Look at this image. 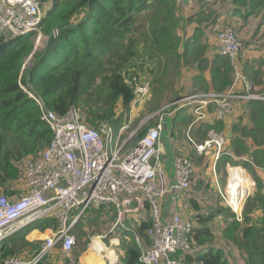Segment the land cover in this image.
Wrapping results in <instances>:
<instances>
[{
    "label": "trees",
    "instance_id": "obj_1",
    "mask_svg": "<svg viewBox=\"0 0 264 264\" xmlns=\"http://www.w3.org/2000/svg\"><path fill=\"white\" fill-rule=\"evenodd\" d=\"M189 2L193 6L185 10ZM41 3L44 8L41 31L48 38L44 46L35 47L34 34L0 33V195L14 196L23 190V162L39 156L52 138L51 128L42 119L41 108L29 92L57 114L76 107L93 127L104 122L124 125L138 98L136 86L145 81L142 72L148 70L150 76L155 72H162L161 77L172 72L175 75L176 81L171 83L161 77L155 79L153 90L161 99L186 95L190 76L191 89L195 91L201 88L207 93L228 92L233 87L237 65L221 54L219 40L220 53L207 59L210 50L204 43L207 30L216 27L224 15L232 22L238 16L257 15L264 23V0H41ZM144 18L148 27H143ZM233 29L246 45L247 40H241L237 34L239 27ZM241 57L242 53L237 61L241 62ZM162 62L166 63L165 69L159 66ZM197 70L201 74L195 75ZM242 70L253 85L263 79L261 69L249 64V60L242 62ZM245 105L249 107L251 121L243 126L241 121L235 122L230 127V136L227 118L213 120L214 109H208L211 115L206 119L209 125L204 134L211 129L226 133L220 160H231L228 172L238 168L233 165L252 171L257 192L239 216L227 204L223 206L221 196L217 199L211 195L215 187L206 183L209 189L206 202L203 204L195 197L191 201L196 209L191 219L194 245L184 254L186 264H264V178L255 172V168L264 170V99L243 100L239 107ZM165 121L164 130L170 131ZM145 133L146 130L140 129L138 138ZM92 211L94 220L100 210L87 211L82 218ZM82 218L72 232L77 243L85 241L82 249L85 250L89 236ZM106 219L113 222L109 214ZM152 224L149 213L136 227L146 248L152 243L149 234ZM121 231L124 236L120 239L119 264H145L140 259L142 247L136 233ZM27 233L14 235L2 243L0 264L9 257L21 256L30 244ZM41 243L29 257L37 253ZM50 254L39 264H55Z\"/></svg>",
    "mask_w": 264,
    "mask_h": 264
},
{
    "label": "built area",
    "instance_id": "obj_2",
    "mask_svg": "<svg viewBox=\"0 0 264 264\" xmlns=\"http://www.w3.org/2000/svg\"><path fill=\"white\" fill-rule=\"evenodd\" d=\"M44 8L41 0H0V33L9 32L14 36L34 34L35 47H39L42 38L41 24ZM220 52L236 63L242 49L232 27L217 31ZM26 59L28 64L29 59ZM236 69L237 79L243 82L246 92L233 94V87L226 93H207L198 91L179 98L176 103L182 107L196 105L199 119L209 117L208 106L216 109L213 120H225L240 107L234 99H263L252 92L249 80ZM150 86L137 84L135 103L142 101L149 93ZM35 98L42 111V119L49 125L52 138L37 157L27 158L23 162L24 188L14 196L0 195V244L7 241L22 229L43 218L58 221L53 237H47L40 249L31 257L12 256L3 264H39L55 247L61 246L66 264H80L73 257L77 238L72 232L74 225L91 208H116V221L113 228L127 227L129 213L148 205L153 224L149 230L151 246L142 245L141 261L145 264H186L184 254L194 245L191 233L193 222L179 213L165 217L162 201L173 193L177 200L192 187L195 163L187 156L179 155L173 160L174 182L169 181L168 170L162 157L160 145L166 121L150 127L135 142L138 129L121 137L129 124L122 125L120 136L110 153L114 126L100 123L99 127L89 124L87 116L76 107H70L65 113L45 107L43 101ZM171 103L169 104V107ZM204 109V111H203ZM201 110V111H200ZM153 116V115H152ZM203 143L196 144L198 152L203 153L212 147L217 148L220 156L226 144L225 137L212 131ZM125 195V197H122ZM139 208L134 209L132 203ZM80 211L69 219L72 210ZM181 251L178 258L170 255Z\"/></svg>",
    "mask_w": 264,
    "mask_h": 264
},
{
    "label": "rangeland",
    "instance_id": "obj_3",
    "mask_svg": "<svg viewBox=\"0 0 264 264\" xmlns=\"http://www.w3.org/2000/svg\"><path fill=\"white\" fill-rule=\"evenodd\" d=\"M192 6L193 5L191 4V2H189L188 4L185 5V8H186L185 10H187V8H189V7L192 8ZM261 18L262 17H257V15L250 17V18H243V17L238 16L233 20V22H232V19H230L231 22L228 19H223L221 22L218 23L220 26L217 24L216 27H212V28H209L207 30L208 36H206L204 43L207 42V45L212 47L211 39H213V44L215 46V44L217 43V40H216L217 31L224 28V27L234 28L235 26H238L239 29L237 31V34H238L240 39L241 38L246 39V37L244 35V33L246 31H248L250 34H253L255 32L253 34L255 36L257 34V32L259 31V29H261L259 31V34L256 37V39L251 38L252 37L251 36L249 38L250 41L247 42L246 45L242 43V49H241L240 54L242 53V55H244L243 56V58H244L243 62L246 60H249V64H254L256 60L262 61V60H264V25L262 24L263 22L260 23ZM143 22L146 23V25L143 24V27L144 26L148 27L149 22L146 21V18L143 19ZM260 24H261V27L259 26ZM217 28H220V29H217ZM180 32H183V31H180ZM42 35H43V33H42ZM47 39H48L47 36L43 35L42 38L40 39L39 46H44L45 43L47 42ZM33 40L35 43H37L35 37H33ZM238 63L240 64L241 68L238 65ZM236 65L238 67L237 71H239L243 74L244 70H242V61L241 62L236 61ZM159 66L162 69H165L167 67L165 62L160 63ZM149 73H150L149 70H148V73L142 72L143 80H145L143 84L150 86L149 93L147 96H145V98L142 101H140L139 103H135L136 107L131 110V112L129 114L130 117L128 120H126L128 122L124 123V125L129 124L130 127L127 131H124L121 134V137H126L130 131L136 130V129H138V131L140 129L142 131L143 130L147 131L150 127H154V126L158 125L163 118H165L169 115H170V117H174L178 110H182L181 114H184L183 112H185V111L188 115L192 114L191 115L192 119H190L189 122L181 121L176 126L177 127L176 129L179 132L177 135L178 140H176L175 142H176V144H179L178 146H182L181 149H178V151L176 153L178 155H176V156H179V154L183 155L185 153H188V151H189V153H190L189 155L194 160L193 162L198 161V160H195V157H202V159H199V163L197 164L198 166L199 165L202 166L206 160V164L209 163V165H210L209 166L210 168L207 167V168H209V173H206L203 175L199 174L198 176L200 178H203L205 175L206 182L209 183L211 185V187H215V192L214 191L210 192V194L213 195L217 199H218V196H221L220 198L224 199L223 206H226V204H227L233 211H235L237 214H239V216H241V214L244 212L245 208L247 207L248 203L250 202V200H252L253 196L257 192V186L255 183L252 171L244 168L241 165H233V166H237L238 168L244 169V171L246 172L247 177L249 179V182L253 187L251 193L245 199L243 210L241 212H238L235 208L236 206L234 205V203L232 202V199H231V197H232L231 176L234 173V171L237 170L238 168H236L232 172H231V170H232L231 169L228 172L227 171L228 165L229 164L232 165L231 160L230 161L220 160V156H218V157L216 156L217 148H215V147H212L211 149H208L207 151H204L203 153H200L197 151L196 144L198 145L200 143H203V141H202L203 137H202V135L196 134V132H194L195 125L199 122H202V119L198 120V117L201 115L199 114V112L196 111V105L194 104L192 106L180 108V106L176 103V101L178 99H174V97L172 99H170L168 96L165 99H161L160 97L158 98L157 97L158 95L156 93H154L155 90H153L154 89L153 86H156L155 79L160 78L161 75H163V73L162 72L161 73L155 72V74L154 75L152 74V76H150ZM261 73H264V66H263V70L261 69ZM174 76L175 75L172 72V73H169V75H167V76H162L161 79H162V81L169 83L170 81H173V80L176 81ZM249 83L252 85V92L253 93L264 97V78L261 80V83L258 85L257 84L253 85V82L251 80H249ZM151 90L153 91L152 95H151ZM185 91L188 92L186 95H190V94H193V93L198 92V91H203V89L191 91L190 88L188 86H186ZM240 92H241V85H240V81L237 79V74L235 72L232 93L233 94H239ZM184 96H182V97H184ZM171 100H173V101H171ZM234 101L237 104H240V106H242V104H243V100L241 98H235ZM170 103H171V106L169 107ZM160 105H161V107H159ZM215 109H216V107H214V111H215ZM241 109L242 108H240V110ZM203 111H204V109H203ZM206 112H208V111H206ZM156 122H157V124L155 125L154 123H156ZM122 124L123 123L114 125V133H113L112 143L110 144V148H108L110 153L112 152L111 149L115 146L117 139L120 136V127L122 126ZM166 132L168 133L169 131L166 130ZM217 133L223 135L225 137V140L227 141V135L225 132H217ZM135 138H136L135 142H137L139 139L138 138V132H137V135L135 136ZM207 138H210V136H208ZM184 143H186V144H184ZM187 144L189 146H187ZM222 149H225V148H222ZM184 151H185V153H184ZM203 157H204V159H203ZM205 158H207V159H205ZM255 172L259 173V175L262 178H264V170H261L259 168H255ZM198 176H197V178H198ZM215 177H216V180H215ZM163 203H164V201H162L161 207H163ZM79 211H80V208H76V209L72 210L70 215H69V219L71 220V218L73 216H75ZM116 213H117V209H116V212L110 214V216L114 218V215H116ZM93 214L94 213L91 212L90 214L87 215L86 218L81 219V221H82L81 223H83V225H85L87 227V231H88L89 244L87 245V248L94 249L97 252L102 251L103 250L102 247H105V249H112L114 244L111 245V241H113V239L110 240L111 237H110V235L109 236L107 235L108 234L107 231H102L101 222H98V221L95 222L94 220H91L92 219L91 217ZM135 217H136V213H129L128 217H127L128 222L131 223L132 225H135L136 222L132 220V219H135ZM237 217H238V215H237ZM114 222L115 221L113 220L112 224H110V225L112 226L114 224ZM47 224H58V221L56 219H52V218L40 219V220L36 221L35 223L29 225L28 227L22 229L18 233H16L15 236L19 235V234L30 232L35 227H40L42 225H47ZM112 229H114V231L116 230L115 228H113V226H112ZM113 233H116V232H113ZM102 234L104 236L101 237V241H100V235H102ZM117 234L120 235L121 237L124 236L123 232H117ZM136 235H137V233H136ZM41 240L42 239H40L39 241H41ZM41 242H39V243H41ZM84 242H85L84 240H79V242L76 243V246L74 248L75 252L83 249ZM113 242L115 243V241H113ZM97 244H99V245H97ZM1 245H2V243L0 244V246ZM59 247H60L59 245L57 247H55V250L58 249ZM117 247L119 249L120 246H117ZM117 247H116V250L118 251ZM52 253L50 255H52ZM103 254H105V252H103ZM110 254H111V251H110ZM181 254H182V252L179 251L175 254L170 255V257L173 259L178 258ZM107 262H108V260H107Z\"/></svg>",
    "mask_w": 264,
    "mask_h": 264
},
{
    "label": "crops",
    "instance_id": "obj_4",
    "mask_svg": "<svg viewBox=\"0 0 264 264\" xmlns=\"http://www.w3.org/2000/svg\"><path fill=\"white\" fill-rule=\"evenodd\" d=\"M225 17L226 16L224 15L222 20L227 19ZM228 19L230 21V18H228ZM261 19H260V23H262ZM262 24L264 25V23H262ZM259 26L261 27V25H259ZM217 29H220V28H217ZM260 30L261 29H259V31ZM259 31L257 32V35L259 34ZM253 34H250L248 31H246L244 33L247 42L250 41L249 38L251 36H252L251 38H253V36H254ZM216 40H217V43L214 46L213 39H211L212 47H210L209 52H207V55H208L207 59H211L214 54L220 53L218 50V47H217L218 46V38L217 37H216ZM242 56H244V55H242ZM243 59L244 58L241 57L242 62H243ZM254 64H256L260 69L263 70L264 60H262V61L256 60ZM194 74L198 75V74H201V72L197 70L194 72ZM203 74L206 77H208L207 71L206 72L204 71ZM262 75L264 78V73H262ZM240 85H241V90L246 91L245 86L242 85L241 83H240ZM186 86H188L191 91H195V90L191 89L192 88L191 76L187 80ZM135 107H136V104L133 106V109ZM214 107H215L214 104H210L208 106V109L213 110ZM246 107H247V105H245V107H243L241 111H239L237 113L235 112L234 114H232L230 117H228L225 120V123H226L227 128H228L227 134L229 136L232 135V130H230V127L235 122L241 121L239 123L243 126V125H247L251 121V116H250L249 109H248L249 107H247V108ZM181 113H182V110H178L174 117H170V115H169V116L164 118L167 120V123L170 126V131L167 133L166 130H163L162 142L160 145L162 157H163V160L165 162V166L168 170L169 181L171 183L174 182L173 160L176 157V155H178V154H176L178 149L182 148V146H178L179 144H176V142H175L176 140H178L177 135L179 132V131H177L176 126L181 121H188V120L190 121V119H192V117H191L192 114L188 115L186 113V111L183 112L184 114H181ZM207 113H209L211 115V113L209 111ZM206 121L207 120L203 119L202 122H199L195 125V129H194V132H196V134L202 135V137H203L202 141L203 142L207 139L210 132L215 131L214 129H211L207 135L204 134V129H205L206 125H209V124L205 123ZM164 129H166V127ZM184 144H186V143H184ZM187 146H189V145L187 144ZM184 153H185V151H184ZM189 154L190 153L188 151V153H185L183 155L192 158ZM179 155H181V154H179ZM199 159H202V157H195V160H198V161L194 162L195 163V174L192 178L191 189L184 193L182 199L177 200L176 196H174L175 194H173V193H170L165 197L163 207H162L163 215L165 217L168 218L172 214L179 213L184 217H188V218L192 219V216L196 213V211H195L196 209L192 206V202H191L192 199L195 197L198 201H200L203 204H204V201L207 200L209 189L208 190L206 189V185H207L206 183L207 182L205 179V175L203 178H200L198 175L199 174L203 175V174L209 173L210 167L207 168L208 165L206 164V160L202 166L201 165L198 166L197 164L199 163ZM203 159H204V157H203ZM205 159H207V158H205ZM197 176H198V178H197ZM215 180H216V177H215ZM23 188H24V186H23ZM122 197H125V195H122ZM211 202H212V199H211ZM132 207L134 209H137V208H139V205L137 202H133ZM90 210L97 211L96 209H93V208H91ZM90 210L88 212H90ZM105 210L106 209H100L99 212L95 213L97 215L93 218H95L94 219L95 222H97V221L101 222L102 231H107V233H108L107 235L108 236L110 235V237H111L110 240L113 239V241H115V243L113 241H111V245L114 244L113 248L112 249H105V247H102L103 250L102 249H101L102 251L99 250L100 252H97L96 250L91 249V248H87V249L82 250V251L79 250L76 252H75V249H73V257L77 261V263H80V264H119V255H122V249H121V241H120L121 236L118 235L117 232H122L121 229L135 231L137 225L143 219L147 218L149 216V213H150L148 205H146L143 208H139L137 211L133 212V213H136L135 219H132L133 221L136 222L135 225H132L131 223H129L128 219H127V223L131 226V227L129 226V229L127 227H122L121 229L115 228L117 231L116 230L113 231V229L111 228V225H110L112 222L106 218H107V214L110 215V214L116 212V209L112 207L111 210L108 212H105ZM111 219H112V217H111ZM113 220L116 221L115 215H114ZM47 225L48 226L45 229H42L40 227H35L30 232L27 233L26 239L30 242V244L27 247L25 246L24 250L20 253V255L22 257H29L30 254H32L35 251L39 242L46 239L47 237H53L55 235L56 230L58 228V225L57 224H52V225L47 224ZM84 229L87 231V227L85 225H84ZM111 232H116V233H111ZM87 233H88V231H87ZM103 236H104L103 234L100 235V241H101V237H103ZM40 239H42V240L39 241ZM97 245H99V244H97ZM117 246H120L119 249ZM116 247H117L118 251L116 250ZM110 251H111V254H110ZM103 252H105V254H103ZM52 255H53L52 261L55 262V264H66L67 259L64 258V256L62 255L61 246L58 249H56L52 253ZM107 260H108V262H107Z\"/></svg>",
    "mask_w": 264,
    "mask_h": 264
},
{
    "label": "bare ground",
    "instance_id": "obj_5",
    "mask_svg": "<svg viewBox=\"0 0 264 264\" xmlns=\"http://www.w3.org/2000/svg\"><path fill=\"white\" fill-rule=\"evenodd\" d=\"M231 188H232V197H231L232 202L236 206L235 207L236 210L238 212H241L244 207L245 199L251 193L253 188L249 182V179L244 169H237L234 171V173L231 176Z\"/></svg>",
    "mask_w": 264,
    "mask_h": 264
},
{
    "label": "water",
    "instance_id": "obj_6",
    "mask_svg": "<svg viewBox=\"0 0 264 264\" xmlns=\"http://www.w3.org/2000/svg\"><path fill=\"white\" fill-rule=\"evenodd\" d=\"M1 247V246H0Z\"/></svg>",
    "mask_w": 264,
    "mask_h": 264
}]
</instances>
